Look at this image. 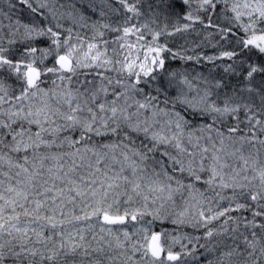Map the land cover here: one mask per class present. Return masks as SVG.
I'll list each match as a JSON object with an SVG mask.
<instances>
[{
  "label": "snow or ice",
  "instance_id": "1",
  "mask_svg": "<svg viewBox=\"0 0 264 264\" xmlns=\"http://www.w3.org/2000/svg\"><path fill=\"white\" fill-rule=\"evenodd\" d=\"M0 264H264V0H0Z\"/></svg>",
  "mask_w": 264,
  "mask_h": 264
},
{
  "label": "rangeland",
  "instance_id": "2",
  "mask_svg": "<svg viewBox=\"0 0 264 264\" xmlns=\"http://www.w3.org/2000/svg\"><path fill=\"white\" fill-rule=\"evenodd\" d=\"M5 10H7L6 7H5ZM192 33H194V35H195L196 31H192ZM204 37H205V35H203L201 33L198 35H195L194 37L183 36V37L179 38L180 40L172 39V43H174V45H171V46L174 48V50L177 48H180L181 50H187L186 51L187 55H195L197 53H204V51L202 50L203 48H205L206 46H212V44L215 43V41L209 42V40H206ZM201 44H202V49L199 48V50H196V48H198L196 46L201 45ZM193 49L195 51H193ZM207 55H211V54L209 53ZM156 227H157V229H159L160 227H165V228L171 229L172 225L169 222H165L163 225H160L159 222H157ZM187 229L191 230V228H187ZM129 230H131V229H129Z\"/></svg>",
  "mask_w": 264,
  "mask_h": 264
},
{
  "label": "trees",
  "instance_id": "3",
  "mask_svg": "<svg viewBox=\"0 0 264 264\" xmlns=\"http://www.w3.org/2000/svg\"><path fill=\"white\" fill-rule=\"evenodd\" d=\"M192 32H189V33H184V34H178L177 36H175V37H173L172 39H177V40H180L179 38L180 37H183V36H185V37H194L195 35H198L197 34V32L195 33V35H194V33H192ZM201 34H203V35H205L204 33H202L201 32ZM184 39V38H183ZM175 41V40H174ZM171 45H174V43H172ZM199 48H201L202 49V44L200 45V47H198V48H196V50H199ZM200 49V50H201ZM203 51H204V53H202V54H213L214 53V51H215V49L212 47V46H206L205 48H203L202 49ZM172 65H173V67H180L182 64H183V62H181V61H171L170 62ZM183 66L184 67H187V68H189V69H191V68H193V67H196L193 63H191V62H189V63H187V64H183ZM184 231H187V232H192V229L191 230H188L187 228L186 229H184Z\"/></svg>",
  "mask_w": 264,
  "mask_h": 264
}]
</instances>
